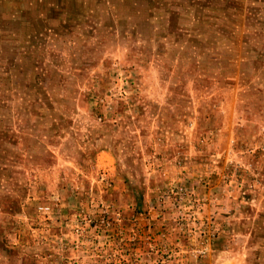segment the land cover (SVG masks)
I'll list each match as a JSON object with an SVG mask.
<instances>
[{
	"label": "rangeland",
	"instance_id": "374dc122",
	"mask_svg": "<svg viewBox=\"0 0 264 264\" xmlns=\"http://www.w3.org/2000/svg\"><path fill=\"white\" fill-rule=\"evenodd\" d=\"M263 201L264 0H0V264H264Z\"/></svg>",
	"mask_w": 264,
	"mask_h": 264
},
{
	"label": "trees",
	"instance_id": "16d2710c",
	"mask_svg": "<svg viewBox=\"0 0 264 264\" xmlns=\"http://www.w3.org/2000/svg\"><path fill=\"white\" fill-rule=\"evenodd\" d=\"M263 204H264V201H263ZM263 210H264V209H263ZM262 220H264V219H262ZM260 225H263V231H264V224L261 223V224H259L258 227H260ZM255 232H256V231H255ZM260 232H261V231H260ZM256 234H258V233L256 232ZM256 234H254V236H253V234H252V238H254Z\"/></svg>",
	"mask_w": 264,
	"mask_h": 264
}]
</instances>
